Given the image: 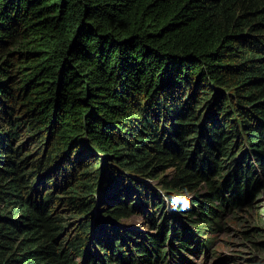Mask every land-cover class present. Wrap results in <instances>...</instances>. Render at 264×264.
<instances>
[{
	"label": "trees",
	"instance_id": "16d2710c",
	"mask_svg": "<svg viewBox=\"0 0 264 264\" xmlns=\"http://www.w3.org/2000/svg\"><path fill=\"white\" fill-rule=\"evenodd\" d=\"M16 104L33 115L20 121ZM0 123V264H171L187 259L178 246L205 264L189 229L170 242L168 214L152 245L121 232L133 205L123 171L168 165L169 198L206 185L188 214L204 230L255 195L264 0H0ZM21 124L32 140L44 133L36 160L8 143Z\"/></svg>",
	"mask_w": 264,
	"mask_h": 264
},
{
	"label": "rangeland",
	"instance_id": "374dc122",
	"mask_svg": "<svg viewBox=\"0 0 264 264\" xmlns=\"http://www.w3.org/2000/svg\"><path fill=\"white\" fill-rule=\"evenodd\" d=\"M13 110L22 114L24 112V107H19L18 104H16ZM30 115L33 114L29 113L28 115L23 113L20 121L26 119ZM0 127H4L5 129V132L2 133H7L8 127L5 124L0 123ZM19 127L21 129H17V131L19 130L18 137L13 138V140L8 143L11 145L12 150L16 151L17 148H21L19 159L25 155H29L32 157L30 161L36 160L38 158V154L35 151L36 143L44 136V133L39 138L32 140L30 137H34L35 135H28L26 125L21 124ZM11 152L5 154V156L13 155L17 157L15 152ZM55 167L56 166L50 167L51 169L47 173L52 171ZM123 172L127 178L131 180L128 181L131 184V190L128 193L132 196L130 204L133 205L130 216L116 222L124 227L121 228V232L125 236L133 237V239L140 244L146 245L149 243L152 245V238L147 239L146 235H150V237L157 236L160 233L161 227H164L162 226L164 219H162L161 216L168 214L170 205L166 202L169 196L166 195L167 191L164 189L163 181H167L169 177L174 175L175 171L167 165L156 171V175L154 176L133 175V173L128 174L125 171ZM225 173L228 174V170H226ZM130 175L133 179L129 177ZM64 176H66V174ZM158 176L160 177L158 178ZM61 179L63 178L59 180L61 181ZM195 187L197 190L196 192H187V195L183 196V198L190 200L189 210L187 209L183 213L179 212L181 213L179 218L177 216H172L171 221L168 223L169 226L175 223V226L179 227L180 224L181 227L179 231L181 233L183 232L188 239H191V235L187 234L186 230L189 229V231H192L194 235L191 242L193 247H195L198 242H201V240L205 241L203 245L209 247L210 252L205 264H264V183L260 184L256 188L257 190L255 189V195L252 196V198L250 197V200L242 207H225V213L220 223H218V226H213L214 229L205 227L206 230L198 227L197 223L200 222L203 224V222L198 221L195 216L190 217L188 215L190 209L193 208L194 205L196 206V203L192 202L193 199L196 201L197 198L203 196L200 200L205 201V198H207V195H205L207 193L206 185L201 184ZM58 195L61 197L65 196L62 195V191H58ZM175 197L178 198L176 195ZM156 199H158V202L156 201L157 203H161L158 209L160 214H158L156 210L157 207L152 205V201ZM66 209V207H63L62 210ZM61 213L68 217L70 221L76 223L77 219L76 217H72L70 211H61ZM152 213L153 217L150 218ZM92 218L95 223L98 221L105 223L111 222L113 226L115 225V220L110 217V215L107 216L103 212L100 213L98 208H96V212ZM151 219H154V222ZM174 229V226L171 225L169 229L171 235L170 242L173 240ZM199 231H202L200 235L198 234ZM167 247H169L167 253H169V251L171 253L172 247H170L169 243L165 242L162 248L165 250ZM178 248L180 249L178 253L184 255L187 259L182 262H176L177 260H174L172 262L173 264L202 263V254H204V252L195 256L192 252L183 251L179 246ZM167 257L168 259L166 261H170L169 256ZM160 264L165 263L162 262Z\"/></svg>",
	"mask_w": 264,
	"mask_h": 264
},
{
	"label": "clouds",
	"instance_id": "9594fccd",
	"mask_svg": "<svg viewBox=\"0 0 264 264\" xmlns=\"http://www.w3.org/2000/svg\"><path fill=\"white\" fill-rule=\"evenodd\" d=\"M166 202L170 205L171 210L175 211H184L190 207V200L186 198H176L173 196Z\"/></svg>",
	"mask_w": 264,
	"mask_h": 264
},
{
	"label": "bare ground",
	"instance_id": "6f19581e",
	"mask_svg": "<svg viewBox=\"0 0 264 264\" xmlns=\"http://www.w3.org/2000/svg\"><path fill=\"white\" fill-rule=\"evenodd\" d=\"M169 208V207H168ZM189 210V209H188ZM173 210H171V208H170V211L168 212V215H170V216H173V212H172ZM180 214L181 213H179V212H177V214H176V216L179 218L180 217ZM174 217V216H173ZM174 228L177 230V227L176 226H174ZM174 229V237H175V235L177 234V231ZM146 237H149L148 235H146ZM173 262V261H172ZM171 262V264H173ZM176 262H178V261H176Z\"/></svg>",
	"mask_w": 264,
	"mask_h": 264
},
{
	"label": "water",
	"instance_id": "95a60500",
	"mask_svg": "<svg viewBox=\"0 0 264 264\" xmlns=\"http://www.w3.org/2000/svg\"><path fill=\"white\" fill-rule=\"evenodd\" d=\"M95 212H96V208H93V210L91 212L92 216L95 214Z\"/></svg>",
	"mask_w": 264,
	"mask_h": 264
}]
</instances>
